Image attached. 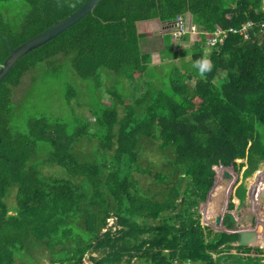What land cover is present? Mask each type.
Masks as SVG:
<instances>
[{"label": "trees", "instance_id": "16d2710c", "mask_svg": "<svg viewBox=\"0 0 264 264\" xmlns=\"http://www.w3.org/2000/svg\"><path fill=\"white\" fill-rule=\"evenodd\" d=\"M14 1L0 0V65L11 48L87 0H21L27 11L19 16L10 13ZM186 12L199 28L191 43L195 59L207 57L213 65L204 79L186 61L154 65L140 50L136 22ZM263 20L264 0H100L93 12L20 58L0 81V264H40L37 251L44 250L50 264H83L89 252L96 253L89 257L93 264L230 258L249 264L252 256L230 253L251 249L234 246L239 235L228 218L235 199L242 202L255 181L253 207L264 202ZM247 21L254 22L248 38L228 32L222 42L206 44L216 28ZM65 58L77 76L95 79L94 123L27 112L24 128L12 129L13 88L27 71L35 72L34 80ZM113 72L123 79L119 89L115 83L107 88L112 98L106 101L98 92ZM140 80L145 89L139 90ZM153 149L158 159L146 154ZM41 163L58 166L62 176H45ZM12 187L14 208L6 203ZM222 192L212 214L211 199ZM200 204L207 206L206 226L196 213ZM111 216L114 229L107 227ZM223 224L224 230L210 227Z\"/></svg>", "mask_w": 264, "mask_h": 264}, {"label": "rangeland", "instance_id": "374dc122", "mask_svg": "<svg viewBox=\"0 0 264 264\" xmlns=\"http://www.w3.org/2000/svg\"><path fill=\"white\" fill-rule=\"evenodd\" d=\"M14 2L15 3L11 5L10 13L12 15L19 16L22 14V12L27 11V6L21 0H15ZM186 16L188 23L189 22L191 23L192 18L190 14L186 13ZM153 20H149L150 24H145L147 26L140 28L142 32L146 31L151 26L155 30H157L155 26H162L159 23V20L156 19ZM173 29L174 28H172V30ZM187 29H189V32L192 33L189 34V40L182 42H175V41H173L172 43L170 42L171 46L169 47V50L170 53L171 52L175 53L176 51H179V54L176 56V61L182 59L186 61L188 63V66L190 67L196 61L195 59L196 52L193 46L191 45L193 40L196 39V32H194L195 29H192V26H188ZM164 36H166V39L167 40L169 39V41L172 39V36L169 34H165ZM141 46L143 49V44H141ZM163 47L164 45L160 41L159 44L153 45L152 47L149 48V50L153 53L151 64L164 63L166 61L167 55L159 52V55L156 56L157 51H160ZM184 49H187L188 51L187 54L181 53V50ZM151 69L152 67L149 68V70ZM162 69L159 71L160 73ZM34 73L35 72H32L31 70L27 71L22 76L20 84L14 87L12 90L11 100L14 101L13 102L14 115L10 124L12 129L21 130L24 128L23 122L27 112L32 113L31 114L32 116L47 117L48 119H51L54 122L62 121L66 124H71L73 119L78 120V118L84 122H86V119H88V122L94 123L93 121L95 120V115L93 114L91 109L89 110V108L96 99V92L95 93L92 92L93 81L95 79L93 78L85 79L77 76L72 70L71 58H65V60H63L61 63H54L50 67L43 68L41 71L36 73L35 78L33 80ZM185 75L186 76L184 78H186L189 75V73H186ZM119 78L121 77H119L115 72H113L111 74V77L109 78L110 83L99 90L98 92L99 98L105 99L106 101L111 100L112 97L110 93L107 91V88H109L111 84L115 83L114 87H117L119 89V82L117 81ZM104 79L105 77L103 78V80ZM122 79L123 78H121V80ZM145 79L148 80L149 76L145 77ZM151 82H154V84L156 85H160L159 82H157L155 79H153V81ZM141 89H145V88L140 80L139 90ZM139 90L137 94L141 93ZM123 112L124 109H119L120 115H122ZM147 147H153V144L148 143ZM85 150L91 151L92 149L91 147H86ZM146 154L150 159L153 160L159 158V154L155 152V149L148 150ZM37 168L45 176H50V175L62 176L60 170L58 169L59 167L56 165L41 163L37 166ZM244 169L245 167L241 168L240 174L243 172ZM256 175H258V173ZM255 180H256V176H255ZM253 184L251 188L247 190L246 197L242 202H238L237 199H235V209L232 211L231 215L229 216V220L233 224V226L231 227L233 230L236 228L242 229V228H251L255 226L256 220L258 218L256 212L259 213V215H262L261 213L264 212V206H263L264 203H262L263 205L253 207L254 206L252 204L253 199H251V196L253 197L254 195L253 188L256 184V181ZM13 191H15L14 187H12V189L10 190V194L6 197V203L10 208H14L16 206L15 194H11ZM155 191H157V187L154 186L152 187L151 193ZM223 194L224 192H222L217 198L211 199L214 202L213 206H211L213 209L212 214H214L217 211V207H219V203L221 201V198L223 197ZM247 196L249 197L247 198ZM206 210H207V206L205 204H200L196 210L199 221L203 226H206L207 223H210V221L206 219L207 218ZM9 213L14 214L15 209H10ZM232 215L234 216V218ZM258 220L261 222V219ZM107 222H108L107 227L112 224L113 226L112 229H114L115 218L111 216L107 220ZM257 226H258L257 231L258 234H260V238L258 240V243L250 247L251 250H246L247 252L236 248L230 250V253H238V255L242 257L252 256L253 258L249 264H264V241L261 238V233L262 230L264 229V218L262 225L258 224ZM210 227L214 231H218L219 229L224 230L226 228L224 224L218 227L215 226L213 227L210 226ZM234 246H236V244H234ZM258 248H260L261 250H258ZM37 253L40 264H50L48 259L45 257V254L47 253L46 250L43 251V254H39L38 251ZM91 255H96V253H90V252L86 253L82 260L83 264H93V262L89 258ZM213 255L215 257L217 256V254H213ZM232 260L233 259L231 258L228 260L221 259V261L218 259L217 264H234ZM134 261L137 260L134 259ZM132 264H136V262H133Z\"/></svg>", "mask_w": 264, "mask_h": 264}, {"label": "water", "instance_id": "95a60500", "mask_svg": "<svg viewBox=\"0 0 264 264\" xmlns=\"http://www.w3.org/2000/svg\"><path fill=\"white\" fill-rule=\"evenodd\" d=\"M99 1L100 0H87L75 12L71 13L70 15H68L67 17L61 20L56 21L51 26L46 28L44 31L27 39L26 41L19 44L18 46L11 48L9 55L5 58L3 63L0 65V81L8 74V72L12 69V67L15 65V63L20 58H22L27 53L33 51L34 49L42 46L43 44L55 38L60 33H62L63 31L71 27L73 24L78 22L86 14L93 12L95 7L99 3ZM248 197L249 196H247V198ZM258 206H260V204H258ZM228 221H230L229 218H228ZM258 224H259V220L257 218L255 226L251 228L237 229L239 236H238L236 245L248 247V246H253L254 244L258 243V240L260 238V234H258V231H257ZM261 238L264 241V230L261 233Z\"/></svg>", "mask_w": 264, "mask_h": 264}, {"label": "crops", "instance_id": "0c3cea01", "mask_svg": "<svg viewBox=\"0 0 264 264\" xmlns=\"http://www.w3.org/2000/svg\"><path fill=\"white\" fill-rule=\"evenodd\" d=\"M186 13L190 14L189 12H186ZM186 13L183 14L185 16V18H187ZM156 20H159V19H156ZM159 23L162 26H155V28L157 30L153 29L152 26H151L146 31L142 32V30L140 28L147 26L145 24H150V21L146 20V21H138V22H136L137 31H138L139 34L140 33L142 34V36L140 37V40H139L140 50L142 51L143 54H150V59H152V57H153L152 54L153 53L149 50V48L152 47L153 45L159 44L160 41H161L162 44L164 45V47L160 51H157L156 56L159 55V52H161L162 54L167 55V59H166V61L164 63H154V65H157V64L165 65L166 63H171L173 61L178 62V61H176V56L179 54V51H176L175 53H173V52L170 53L169 47L171 46V43L173 41H175V42L188 41L189 40V34H186L187 37H188L187 40H186V38H184L185 35L182 36V37H176L174 35V33H173L174 30H175V25H174V20L173 19L165 20V21L159 20ZM186 23H188L187 19H186ZM188 25L189 26L194 25L192 19H191V23L189 22ZM194 26L196 27V29L198 31L199 30L198 26L197 25H194ZM172 28H174V29L172 30ZM170 33H173V34L171 35ZM165 34L171 35L172 39L170 41H169V39L167 40L166 36H164ZM174 37H176V38H174ZM165 43L168 44V45L165 46ZM141 44H143V49H142ZM165 48H166V50L162 51ZM181 53L182 54H187L188 51H187V49H184V50H181ZM182 61H184V60H182V59L179 60V62H181V63H182ZM241 247L245 248L246 246H241Z\"/></svg>", "mask_w": 264, "mask_h": 264}, {"label": "built area", "instance_id": "2783aa9c", "mask_svg": "<svg viewBox=\"0 0 264 264\" xmlns=\"http://www.w3.org/2000/svg\"><path fill=\"white\" fill-rule=\"evenodd\" d=\"M175 26H176V30H174V34L177 36H180L189 31V29H187L188 26L186 25L184 18L182 16H178L176 18ZM253 26H254L253 21H247L240 28H229L227 31L221 28H216V30L212 33L211 37L208 38V40L206 41V44L208 46H212L217 41L222 42L228 32H233V33L237 32L240 35L242 34L244 38H248L249 30L252 29ZM192 29H195V27L192 26ZM260 33L264 36V20L260 24ZM176 264H191V263L189 261H184L182 263L176 262Z\"/></svg>", "mask_w": 264, "mask_h": 264}, {"label": "clouds", "instance_id": "9594fccd", "mask_svg": "<svg viewBox=\"0 0 264 264\" xmlns=\"http://www.w3.org/2000/svg\"><path fill=\"white\" fill-rule=\"evenodd\" d=\"M183 14H184V13H183ZM183 14H179V15H177V17H178V16H182V17L184 18L185 23H186V18H185V16H184ZM190 15H191V14H190ZM177 17H175V18L173 19V20H174V25L176 24V18H177ZM193 24L196 25L195 23H193ZM186 25L189 26L188 23H186ZM194 25H192V26H194ZM175 30H176V26H175ZM194 32H196V34L198 33L196 27H195V31H194ZM173 33H174V32H173ZM173 33H170V34L172 35ZM186 34H192V33H190V32L188 31V32H186V33H184V34H182V35H180V36H177V35H175V34H174V35H175L176 37H182V36H184V35H186ZM193 67L196 68V69L198 70V75L200 76V78H201V79H204V78H206V74L212 70L213 65H212V62H211V60H210L209 58H207V57H202V58L196 60V61L193 63ZM248 195H249V194H248ZM262 203H264V202H262ZM259 224H260V221H259ZM236 246H237V245H236ZM249 247H251V246H249Z\"/></svg>", "mask_w": 264, "mask_h": 264}, {"label": "bare ground", "instance_id": "6f19581e", "mask_svg": "<svg viewBox=\"0 0 264 264\" xmlns=\"http://www.w3.org/2000/svg\"><path fill=\"white\" fill-rule=\"evenodd\" d=\"M262 202L261 201H259V202H257L256 204H255V206H258V204H260V205H263V204H261ZM264 206V205H263Z\"/></svg>", "mask_w": 264, "mask_h": 264}]
</instances>
